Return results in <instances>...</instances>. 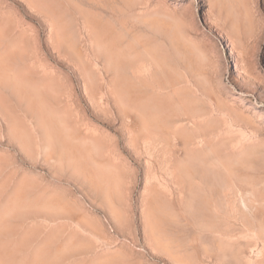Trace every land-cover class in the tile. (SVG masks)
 Returning a JSON list of instances; mask_svg holds the SVG:
<instances>
[{
  "label": "rangeland",
  "instance_id": "374dc122",
  "mask_svg": "<svg viewBox=\"0 0 264 264\" xmlns=\"http://www.w3.org/2000/svg\"><path fill=\"white\" fill-rule=\"evenodd\" d=\"M176 258L264 264V0H0V264Z\"/></svg>",
  "mask_w": 264,
  "mask_h": 264
},
{
  "label": "bare ground",
  "instance_id": "6f19581e",
  "mask_svg": "<svg viewBox=\"0 0 264 264\" xmlns=\"http://www.w3.org/2000/svg\"><path fill=\"white\" fill-rule=\"evenodd\" d=\"M177 129H178V127H177ZM203 141V140H202ZM146 142H149L147 139H146ZM152 143V142H151ZM149 145H151L150 143H148ZM149 147V146H148ZM150 148V147H149ZM244 188H245V186L243 185V184H238V186H237V191H244ZM233 195H235L233 192H232V194H230L229 196L230 197H232ZM229 206V205H228ZM237 208V212H242V213H245L246 211L243 209V208H241V207H238L237 205H235ZM232 208V207H231ZM249 231V230H248ZM261 239V238H260ZM176 261H178L177 262V264H189V263H187L186 261H184V260H181L180 258H176Z\"/></svg>",
  "mask_w": 264,
  "mask_h": 264
}]
</instances>
